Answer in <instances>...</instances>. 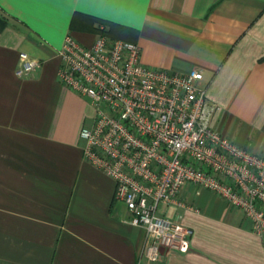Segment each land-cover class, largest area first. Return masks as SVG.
<instances>
[{"label":"crops","instance_id":"0c3cea01","mask_svg":"<svg viewBox=\"0 0 264 264\" xmlns=\"http://www.w3.org/2000/svg\"><path fill=\"white\" fill-rule=\"evenodd\" d=\"M0 15V264H264L244 213L189 184L160 214L191 228L190 250L144 259L145 230L84 158L95 109L58 79L67 35L137 43L148 66L202 71L211 126L264 155V0H0ZM23 52L41 61L26 77Z\"/></svg>","mask_w":264,"mask_h":264},{"label":"built area","instance_id":"2783aa9c","mask_svg":"<svg viewBox=\"0 0 264 264\" xmlns=\"http://www.w3.org/2000/svg\"><path fill=\"white\" fill-rule=\"evenodd\" d=\"M58 79L95 109L83 126L84 158L115 181V201L145 230L142 257L163 262L188 252L192 230L160 214L181 206L186 185L213 191L264 236V155L236 144L211 126L202 71L179 73L142 62L139 44L98 35L85 46L67 35ZM41 61L23 52L16 74L30 76Z\"/></svg>","mask_w":264,"mask_h":264},{"label":"trees","instance_id":"16d2710c","mask_svg":"<svg viewBox=\"0 0 264 264\" xmlns=\"http://www.w3.org/2000/svg\"><path fill=\"white\" fill-rule=\"evenodd\" d=\"M7 24H8L7 19L4 16L0 15V27H4Z\"/></svg>","mask_w":264,"mask_h":264}]
</instances>
